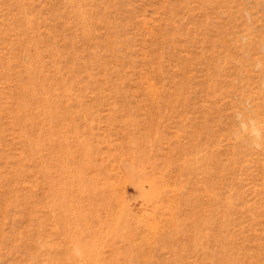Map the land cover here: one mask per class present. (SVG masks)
I'll return each mask as SVG.
<instances>
[{
	"label": "rangeland",
	"instance_id": "rangeland-1",
	"mask_svg": "<svg viewBox=\"0 0 264 264\" xmlns=\"http://www.w3.org/2000/svg\"><path fill=\"white\" fill-rule=\"evenodd\" d=\"M0 264H264V0H0Z\"/></svg>",
	"mask_w": 264,
	"mask_h": 264
},
{
	"label": "clouds",
	"instance_id": "clouds-1",
	"mask_svg": "<svg viewBox=\"0 0 264 264\" xmlns=\"http://www.w3.org/2000/svg\"><path fill=\"white\" fill-rule=\"evenodd\" d=\"M252 133L253 135H256V136H260V129H258L256 126H255V123H253L252 125Z\"/></svg>",
	"mask_w": 264,
	"mask_h": 264
}]
</instances>
